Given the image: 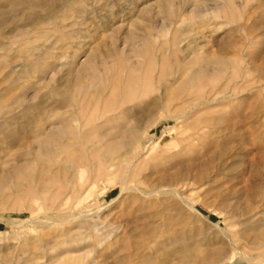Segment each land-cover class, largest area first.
Returning <instances> with one entry per match:
<instances>
[{"label": "rangeland", "instance_id": "rangeland-1", "mask_svg": "<svg viewBox=\"0 0 264 264\" xmlns=\"http://www.w3.org/2000/svg\"><path fill=\"white\" fill-rule=\"evenodd\" d=\"M84 110L139 137L39 144ZM0 264H264V0H0Z\"/></svg>", "mask_w": 264, "mask_h": 264}, {"label": "bare ground", "instance_id": "bare-ground-1", "mask_svg": "<svg viewBox=\"0 0 264 264\" xmlns=\"http://www.w3.org/2000/svg\"><path fill=\"white\" fill-rule=\"evenodd\" d=\"M131 35V34H130ZM133 36V35H132ZM134 38V37H133ZM22 51V50H21ZM88 58V57H87ZM93 58V57H92ZM89 64V63H88ZM84 65V68L87 67L85 66V63L83 64ZM211 65V64H210ZM81 66V65H79ZM90 66V65H89ZM89 68V67H88ZM87 68V69H88ZM79 69V68H78ZM81 69V68H80ZM128 69V68H127ZM91 70V67L90 69ZM74 72H76L77 74L79 73V71H77V69H73ZM84 72H85V69H84ZM82 73V72H81ZM84 74V73H83ZM158 74V73H157ZM95 75V74H94ZM160 75H163L162 73ZM78 76V75H77ZM126 78L124 82L122 81H119L117 76V80L119 82H113L112 85H111V91H112V101H116L118 99H120L121 101H124L126 102L127 100L129 101L132 97H134L136 95V92L139 93L138 91H140L141 89H144L145 87H148L151 85V78H152V75L150 73H146V75L143 76V79H141L139 77L138 74H136L135 70L133 69H130L128 71V74L125 75ZM74 77V76H73ZM80 77V76H79ZM89 77V76H88ZM233 77V76H232ZM231 77V78H232ZM191 79V78H190ZM73 80V79H72ZM79 80V79H78ZM116 80V81H117ZM230 80V79H229ZM191 81V80H190ZM83 82V81H82ZM233 83V82H232ZM197 84V83H196ZM234 84V83H233ZM231 85V84H230ZM229 85V86H230ZM86 86V85H85ZM152 86V85H151ZM228 87V85L225 84V87ZM231 87V86H230ZM82 88V87H81ZM171 88V87H170ZM229 88V87H228ZM237 88V87H236ZM110 89V88H109ZM224 89V88H223ZM170 90V89H169ZM232 90V88H231ZM78 91V90H77ZM82 91V90H81ZM171 92V91H170ZM100 93V92H99ZM102 95V93H100ZM101 95L99 98H101ZM106 95V94H105ZM192 95V94H191ZM202 95V94H201ZM213 95V94H212ZM72 96V95H71ZM76 96V95H75ZM79 96L77 95V98ZM104 97V95H103ZM102 97V98H103ZM172 97V96H171ZM204 97V96H203ZM68 98V97H67ZM217 98V97H216ZM215 98V99H216ZM70 99V98H69ZM75 99V98H74ZM72 99L71 100V103H74L75 100ZM175 99V98H173ZM172 99V100H173ZM196 99V98H195ZM212 99V98H211ZM210 99V101H211ZM98 100V99H96ZM103 100V99H102ZM101 100V101H102ZM217 100V99H216ZM67 101V100H66ZM69 101V100H68ZM204 102H206L205 100H203ZM118 102V101H117ZM171 102V100H170ZM77 103V101H76ZM112 103V102H111ZM208 103V101L206 102ZM197 104V103H196ZM199 104V103H198ZM202 104V102H201ZM75 105H73L74 107ZM77 106H78V103H77ZM99 106V105H98ZM104 106V105H103ZM198 106V105H197ZM121 107V105H120ZM196 107V106H195ZM104 108V107H103ZM124 107H122L123 109ZM80 110V109H79ZM190 111V110H189ZM83 112H86L85 110L84 111H80L77 113H74L75 115L73 116V118L71 119H65V118H61V122H58V124L56 125V123L51 122L50 124V127H45L44 130H46L44 133L43 131L41 133H39L40 135L37 136V141L39 142V144L41 146H44V147H47V148H50L52 146H56L57 148L58 147H62L64 149V151L66 152V154L68 155L69 159H74V160H77V155H83V148L82 146H78L79 143H81L82 145H86L85 143V138H89L91 135L89 134V132L87 133H83V125H87L86 127L88 128V124L92 122V127L96 130V133L98 134V136L100 137L101 140H111L112 139H115L116 141L119 140L118 142L120 141H123V140H136L138 137H139V131L136 130V129H129L128 126L125 127V126H122L120 124H116L118 126H115V127H110L111 129H108V130H103L99 125H98V121H100V119H103L104 118V113H92L90 114L91 116H86V113H83ZM124 112V111H123ZM91 113V112H90ZM111 113V112H110ZM122 113V112H121ZM55 114V113H54ZM53 114V115H54ZM52 115V113H51ZM50 115V116H51ZM52 115V117H53ZM118 115V114H117ZM123 115V113H122ZM184 115V114H182ZM113 116V115H112ZM116 116V114H115ZM124 119V118H122ZM113 120V119H112ZM112 120H108V121H112ZM116 120H118L116 118ZM120 120V119H119ZM125 120V119H124ZM102 121V120H101ZM104 121V120H103ZM107 121V120H106ZM73 123H76V125H74ZM102 123V122H100ZM125 123V122H124ZM210 124V123H209ZM208 124V125H209ZM101 125V124H100ZM103 125V124H102ZM107 125V124H105ZM206 125V126H208ZM205 126V125H204ZM85 129V128H84ZM92 129V128H91ZM86 130V129H85ZM41 131V130H40ZM91 133V132H90ZM69 135L70 137H72L73 139H75V142L71 143V144H67V143H64L62 142V137L63 136H66V135ZM94 135V134H93ZM71 138V139H72ZM114 140V141H115ZM67 142V141H66ZM72 142V141H71ZM110 144V143H109ZM86 148V147H85ZM84 148V149H85ZM54 149V148H53ZM51 151V150H50ZM63 151V152H64ZM87 152V151H86ZM85 152V153H86ZM51 154V153H50ZM90 154V153H89ZM101 155V154H100ZM85 156V155H84ZM88 156V155H87ZM102 156V155H101ZM127 156V155H126ZM81 158V157H79ZM79 161H81L80 159H78ZM53 161V160H52ZM57 162V161H56ZM71 162V161H70ZM69 163V162H68ZM85 164V163H84ZM106 164V163H105ZM120 164V163H119ZM31 165V164H30ZM81 165V164H80ZM83 165V164H82ZM90 164L88 163V166ZM130 165V164H129ZM84 166V165H83ZM87 166V165H86ZM133 166V165H132ZM30 167V166H29ZM90 167V166H89ZM19 167H17L16 170H18ZM28 168V167H27ZM103 168V167H102ZM110 168V167H109ZM25 168H22L20 170H23V172L25 173L26 175V178L27 180L29 181L27 187L24 189V187L22 186L23 183L20 182L19 179H17V181L19 182V186H22L23 189H21L19 186L18 188H16V192L19 191V188H20V191L22 192V190L24 191V195H25V198L27 199L26 201H29V203H36L38 204L40 201L42 203H44L43 205H45V201L47 199V194L46 192H48L49 188H51L50 186V183H52L51 181L55 179L56 175L54 173L51 174L50 171H48L49 173V176H46V177H42L41 176V181H40V185L42 184V187L39 188L36 184V180H35V173L34 172L32 173L31 172H27L26 170H24ZM81 169V168H79ZM126 170L129 169V166L128 168H125ZM132 169V168H131ZM31 170V169H30ZM33 170V169H32ZM125 170V172H126ZM29 171V170H28ZM92 171V170H91ZM137 172V171H136ZM22 173V172H21ZM133 173V172H132ZM51 174V175H50ZM128 174V173H127ZM134 174V173H133ZM132 174V176H133ZM41 175V174H40ZM40 175H39V179H40ZM135 175V174H134ZM37 176V174H36ZM37 179V177H36ZM25 180V179H24ZM16 181V182H17ZM15 182V183H16ZM16 185V184H15ZM17 186V185H16ZM15 186V187H16ZM18 190V191H17ZM20 193V192H19ZM18 193V194H19ZM16 200V199H15ZM28 204V202H27ZM30 205V204H28ZM34 205V204H33ZM49 206V205H48ZM28 207V206H27ZM34 207V206H33ZM66 207V206H65ZM29 209V208H28ZM49 222V221H48ZM52 222V221H51ZM56 223V222H55Z\"/></svg>", "mask_w": 264, "mask_h": 264}]
</instances>
